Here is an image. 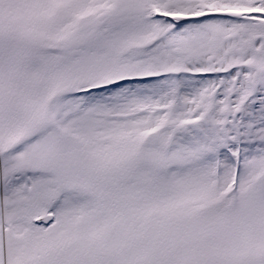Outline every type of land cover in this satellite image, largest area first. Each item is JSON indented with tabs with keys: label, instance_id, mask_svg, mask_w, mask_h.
<instances>
[{
	"label": "snow or ice",
	"instance_id": "1",
	"mask_svg": "<svg viewBox=\"0 0 264 264\" xmlns=\"http://www.w3.org/2000/svg\"><path fill=\"white\" fill-rule=\"evenodd\" d=\"M0 264H264V0H0Z\"/></svg>",
	"mask_w": 264,
	"mask_h": 264
}]
</instances>
